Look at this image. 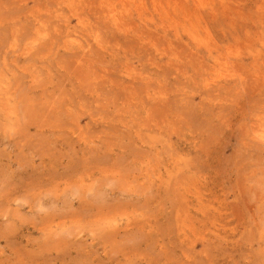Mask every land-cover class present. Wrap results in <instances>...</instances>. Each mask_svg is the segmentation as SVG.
Returning <instances> with one entry per match:
<instances>
[{"label":"rangeland","instance_id":"obj_1","mask_svg":"<svg viewBox=\"0 0 264 264\" xmlns=\"http://www.w3.org/2000/svg\"><path fill=\"white\" fill-rule=\"evenodd\" d=\"M0 264H264V0H0Z\"/></svg>","mask_w":264,"mask_h":264},{"label":"bare ground","instance_id":"obj_2","mask_svg":"<svg viewBox=\"0 0 264 264\" xmlns=\"http://www.w3.org/2000/svg\"><path fill=\"white\" fill-rule=\"evenodd\" d=\"M48 117V116H47ZM148 152V151H147Z\"/></svg>","mask_w":264,"mask_h":264}]
</instances>
